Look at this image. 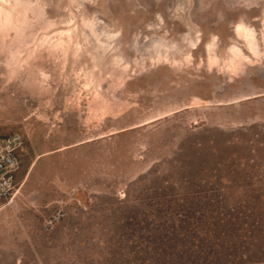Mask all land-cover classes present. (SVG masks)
<instances>
[{
	"label": "rangeland",
	"instance_id": "374dc122",
	"mask_svg": "<svg viewBox=\"0 0 264 264\" xmlns=\"http://www.w3.org/2000/svg\"><path fill=\"white\" fill-rule=\"evenodd\" d=\"M26 1L41 12L39 20L33 16L30 35L11 40L0 27V139L24 143L21 189L13 204L0 207L6 209L0 213V264H73L77 253L69 247H83L82 228L103 221L108 212L102 210L117 201L137 197L156 174L179 173L182 146L203 140L208 130L224 133V141H237L243 130L249 147L264 136V0ZM86 20L102 29V37L119 39L108 59L83 30ZM239 23L257 34L260 62L236 37ZM60 28H73L82 45L67 66L61 54L49 56L39 46L43 33L53 38ZM199 35L203 44L191 51L188 66L183 57L191 42L185 47L183 39ZM213 40L217 60L209 69L205 48ZM160 41L175 48L172 66L152 63ZM234 46L248 62L234 60ZM232 100L238 102L219 104ZM249 156L262 176L264 155ZM223 187L230 189L227 179ZM64 214L62 228L47 233L51 219Z\"/></svg>",
	"mask_w": 264,
	"mask_h": 264
},
{
	"label": "trees",
	"instance_id": "16d2710c",
	"mask_svg": "<svg viewBox=\"0 0 264 264\" xmlns=\"http://www.w3.org/2000/svg\"><path fill=\"white\" fill-rule=\"evenodd\" d=\"M206 133L181 147L179 173L156 174L137 197L82 228L83 247H69L73 264H264V169L259 176L249 159L264 155V136L249 147L243 130L237 141ZM67 217L51 219L47 233Z\"/></svg>",
	"mask_w": 264,
	"mask_h": 264
},
{
	"label": "bare ground",
	"instance_id": "6f19581e",
	"mask_svg": "<svg viewBox=\"0 0 264 264\" xmlns=\"http://www.w3.org/2000/svg\"><path fill=\"white\" fill-rule=\"evenodd\" d=\"M29 3L26 0H14L13 2H11L10 0H0V27L2 28V30H4L3 33L6 32V34H4V35H6L7 37L9 36L10 39L13 38V35H16L17 36V39H19V40H20V38L22 39L23 36L30 35V33H31V26L34 24L35 19L36 20L37 19L39 20V18H41V12L38 10V8H33L32 5H30ZM75 3H78V2L76 1ZM33 16L35 17V19H34ZM86 21L87 22L84 21L85 23H84V26L82 27L83 30H86L90 35H92L95 38L94 39L95 40V43H96L95 44V48L98 50V54H101L102 55L101 57H103V59H105V60L108 59L110 57V55H112L113 53H115V51H116V49L118 47V40L119 39L117 38V36H114V35L112 36V34H109L110 36H108V35L105 36V32L103 34L104 37H102V35H101V30L102 29L97 28L95 26V24L94 25H91L94 22H91L90 23L88 20H86ZM49 25L50 24L48 22L47 27L45 26V27H42V28L45 30V29L48 28ZM51 27H52V25H51ZM235 27H236V29H235L236 30L235 31V35H236V37L238 39H240L245 44L246 49H247L246 50L247 51V54L250 55L251 57H253L255 60H257V62H260L261 56L258 57L259 46H258L257 39L255 38V36L257 34L255 35L252 32V30L249 29L244 23H239ZM49 28H50V26H49ZM37 29L39 31L41 28L40 29L37 28ZM189 30H191V29H189ZM36 31H34V32L36 33ZM47 31H48V29L45 30V32H47ZM1 32L2 31L0 30V34H1ZM52 33H55L57 36L51 38L52 36H49L50 33L48 32V33H43L42 34L43 36L40 39L38 38L40 40V45L39 46L41 48V51L44 49L43 51H46L47 50L50 53L52 52V54L49 55V56H52L53 55V57L55 56V53L61 54L63 56V58H61V60L65 59L64 62L65 61H68L71 56L74 57V58H77L76 56L79 53L80 49L82 48V45H81V43L76 42L77 39L75 37V34L73 33V28H71V29L68 28V30L67 29L66 30H62L60 28V29L54 30ZM34 35L35 36H32V38L33 37L37 38L36 37L37 34H34ZM6 36H5V38H6ZM28 37H30V36H28ZM86 38H88V37H86ZM188 39L191 42V46L188 48V52L185 53V55L183 57V62H185L186 65L191 66L193 64L192 63V61H193V55L192 54L193 53L191 54V51L198 50L203 43H202V36L199 35V36H197L195 38V40H191V38L183 39L184 44H186V45H184L185 47H187V45H188V42H187ZM32 41H33V39H32ZM32 41H29V43H31ZM199 43H200V45H199ZM34 44H35V42H34ZM155 44L158 46V48H157V56H156V58H152V63L155 66L159 65V67L160 66H172L173 63L170 61L171 59H169V57L171 55V52H172L174 46L168 44L166 41H160V42H157ZM34 46H36V44ZM215 47H216V43L213 40V41L209 42L207 44V47L205 48V53H206V56L208 57V66L210 67L209 69L214 68L216 66L215 63H216L217 58H216V55L214 54ZM28 48L29 47H26V49H28ZM40 48L38 47L36 51L38 52V49L40 51ZM26 49H25V47H24V49L22 48V50H24V51ZM32 49L30 48V51H32ZM174 50H175V48H174ZM24 51H22L20 55H22V53ZM231 51H232V57L233 58H239V59H234V60H236V62H237V60L240 61L243 58L242 55L239 54V52L241 50L238 51V48L236 46H234ZM179 52H180V50H178V53ZM240 53H242V52H240ZM29 54H28V56H29ZM31 54L33 55V56H31V58L34 57V54L33 53H31ZM47 54H48V52H47ZM37 55H39V54H37ZM78 59L75 60V63L77 62ZM243 60H245V59L243 58ZM248 61H249V59L247 61L245 60L244 62H248ZM115 62H117V61H115ZM262 62H263V60H262ZM19 63H16V64H19ZM29 64H31V63H28V65ZM63 64L65 66H67L66 65L67 62H65ZM68 64H69V62H68ZM237 64L238 63H236L234 65L237 66ZM64 65H63V67H64ZM213 65H214V67H212ZM234 65H232L233 68L235 67ZM253 65H258V64L256 63V64H253ZM22 66L23 65H20V69L21 70H22V68H21ZM175 66H177V65H174L173 67H175ZM114 67H121V66L117 62V64H115ZM239 69H240V67H239ZM24 70H22V71H24ZM235 70H237V68ZM19 72H21V71H19ZM234 72L236 73V71H234ZM231 76H233V75H231ZM258 96H260V95H258ZM99 98H100V96L98 95L94 99L97 101ZM100 102H103V101L100 100ZM196 102H197L198 105H201V104H210V102H208V101H203V100H199V99H196ZM237 102H238V100H232V101H229V102H221L219 104H221V105H229V104H235ZM194 106H196V105H194ZM191 107H193V106L192 105L191 106H187V108H191ZM100 108H102V107H100ZM5 210H6L5 208L1 209L0 210V213L3 212V211H5Z\"/></svg>",
	"mask_w": 264,
	"mask_h": 264
},
{
	"label": "built area",
	"instance_id": "2783aa9c",
	"mask_svg": "<svg viewBox=\"0 0 264 264\" xmlns=\"http://www.w3.org/2000/svg\"><path fill=\"white\" fill-rule=\"evenodd\" d=\"M24 143L20 137L0 139V207L13 204L20 189Z\"/></svg>",
	"mask_w": 264,
	"mask_h": 264
}]
</instances>
